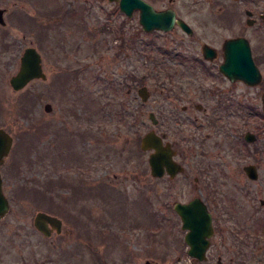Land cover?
Masks as SVG:
<instances>
[{"label": "rangeland", "instance_id": "rangeland-1", "mask_svg": "<svg viewBox=\"0 0 264 264\" xmlns=\"http://www.w3.org/2000/svg\"><path fill=\"white\" fill-rule=\"evenodd\" d=\"M205 4L191 8L198 12ZM0 7V126L13 136L3 160L10 209L0 218V264H168L165 251L182 232L173 204L197 194L219 218V230L259 232L244 245L264 247L257 87L237 83L230 90L212 65L204 63L207 72L192 58L196 40L178 29L146 32L136 13L121 14L116 0H0ZM74 11L90 13L86 26L72 18L61 22L62 13ZM240 29L237 22L235 33ZM30 45L55 49L45 53L46 78L13 89L9 77ZM217 82L236 110L220 109L213 120ZM142 86L149 92L145 100L138 94ZM152 127L166 134L185 167L175 178L150 172L148 151L139 144ZM246 129L257 135L250 144L239 136ZM249 162L257 164L256 180L242 169ZM40 210L62 219L59 234L36 228ZM260 258L258 250L243 264H263Z\"/></svg>", "mask_w": 264, "mask_h": 264}, {"label": "flooded vegetation", "instance_id": "flooded-vegetation-1", "mask_svg": "<svg viewBox=\"0 0 264 264\" xmlns=\"http://www.w3.org/2000/svg\"><path fill=\"white\" fill-rule=\"evenodd\" d=\"M204 1H207V5L205 4L201 6L198 12L192 9L194 6H197L203 3ZM148 2L151 5H153V7L157 10H165V9L173 10L175 13V20H176L173 26L169 30L153 29L150 31L157 30V31L172 33L177 29L181 30L183 34L189 36L194 41L196 40L198 43L197 46L198 49L195 53L196 55H194L192 58L195 59L199 63V66L203 67L207 72L209 70V66H206L205 64L212 65L216 69L215 70L216 74H218L216 76H221L230 83V88H229L230 90H233L234 86L237 83L246 86V88L257 87L259 89L261 112L259 113V115L257 113L256 114L260 117V119L263 122L264 121V70L262 68V65L264 64V39L260 37L261 35L264 34V0H167V3L162 7H156L154 5V2H150V1ZM120 12H122L121 14H125L126 17L128 18L132 17L133 14L136 13L138 23H140L138 9H134L131 15H127L121 9ZM62 15L63 16L61 22H66L68 18L67 21L75 20L77 23L79 22L83 26L87 25L86 23L90 21V17H91L90 13H88L87 11L85 13H80L78 11L66 12L65 14L62 13ZM70 18H72L73 20ZM178 19H181L185 23H187V25H189L190 27V31L182 28V26L177 22ZM237 22L240 23L241 29L238 33L237 32L235 33V26ZM120 25H123V22ZM197 28L202 32L199 33L197 31ZM220 28L226 29L228 31V34L223 36L219 35L217 33V30H219ZM144 31L149 32L147 30ZM237 36H243L247 39L251 51V56L253 58L254 63L257 65L259 69L260 77L259 80L254 84L245 82L241 79H230L220 70V64L224 60L225 41L229 38L237 37ZM254 37H259V40L257 42H254L253 40ZM53 46H56L57 49L61 48V50H65V44H61V45L56 44ZM37 50L40 53L42 71L45 74L46 73L45 53H47L48 51H55V49L46 50L42 47L40 50L39 49ZM21 55L22 53L20 54V56ZM19 61H20V57H19ZM86 67L87 65H84L79 70L75 69V72L80 73L82 70H85ZM45 78H46V74L45 77H39V79L42 80H44ZM214 86H215V90L213 91L214 92L216 91L215 93L216 102L211 108L214 109L211 118L213 120H218L220 118V115L217 114V111L220 109L223 110L228 109L229 111L227 113L234 114L236 109H234V99L231 97V93H229L228 95H224L228 90H225L219 84V82H217ZM245 97L246 95H244V98ZM195 106L200 110L206 111V107H203L200 103H195ZM242 106L243 108H248L249 110H253L251 106H248L245 103H243ZM182 109H187V108L184 107ZM45 110L47 109L45 108ZM48 110H51V105ZM255 111H257V108L255 109ZM158 122L159 120H157V123ZM175 122L177 121L175 120ZM177 124L181 126L183 123L181 120H178ZM263 126H264V122H263ZM247 132L254 133L253 137L255 136V139H257V135L255 132L251 131L250 129H246L243 133V136L242 134L239 135L240 137H242V139H244L243 141L245 143L250 144L251 140L246 138ZM157 133L163 136L164 141H169L164 138L166 137V134L164 132H157ZM175 153H176V149H175ZM4 163L5 162H3L0 165L1 176H2ZM246 165H252L253 167L256 168V172H257L256 177L253 178L248 174L245 168ZM242 169L244 170L246 176L249 179L251 180L258 179L259 175H258L257 164L249 162L247 164H244L242 166ZM184 171H185V167L182 170L177 171L173 175L171 173H166V174L169 175L170 178H175L176 175L183 173ZM195 180H197V178H195ZM3 185L4 183L2 177V186ZM196 198L203 201L208 211L211 213V219H212L211 224L213 228L212 232L209 235H205L206 242L204 249H202V240L198 242L199 246L197 248L199 251V248L201 246V251L203 252L202 257H199L198 255H192L190 253L191 243H189L186 240V236L189 232V228L183 226L182 217L176 212L181 222L182 232L179 233L178 242L174 240V243H172L171 240L169 243V247L165 251V259L168 260V264H243L245 261L250 260L252 256L254 257L256 255V251L258 250H261L260 260L264 264V247H250L244 245L245 243L250 244L251 240L249 239H255V235H258L259 232L257 233V232L249 231L246 235H243V232L238 233L227 230H219V226H218L219 218L216 215H213L212 210L210 209L208 203L206 202L203 196L197 194L193 197H190L188 200L181 202L187 203ZM260 202H262V199L260 200ZM47 229H49L50 234H52L53 232L59 234L62 230V219H61V226L59 231H57L56 226H53L50 223H47ZM149 263H151V261L146 260V264Z\"/></svg>", "mask_w": 264, "mask_h": 264}, {"label": "water", "instance_id": "water-1", "mask_svg": "<svg viewBox=\"0 0 264 264\" xmlns=\"http://www.w3.org/2000/svg\"><path fill=\"white\" fill-rule=\"evenodd\" d=\"M120 9L127 15H131L134 9L139 10V22L144 30L153 29L169 30L175 20L173 10H157L146 0H116ZM5 8L0 7V23L5 24ZM177 22L182 28L190 31L189 25L183 20ZM224 60L220 64V70L230 79H241L245 82L254 84L259 80L260 72L255 65L251 56V51L247 39L243 36L229 38L225 41ZM207 50V49H205ZM39 77H45L41 66V56L36 47L30 45L24 48L20 56L19 67L9 77V83L13 89H21L31 80ZM138 94L143 100L147 99L148 91L145 86L138 89ZM45 108L48 110L50 104L46 103ZM153 123L157 119L153 112L149 113ZM254 133L247 132L246 138L255 140ZM13 143V136L3 127L0 126V165L8 155ZM142 150H151L148 155L150 172L153 176L159 177L165 172L172 175L183 169V166L177 162L173 155L175 149L170 142L163 141V137L151 129L145 132L140 139ZM246 170L251 177H256V168L252 165H246ZM174 208L179 212L183 220V226L189 228L186 240L191 243L190 253L202 257L201 246L198 251L199 241L202 240V249L205 247V235H209L213 228L211 224V213L208 211L205 203L199 199H194L187 203L176 202ZM10 209V202L2 188V177L0 172V218H2ZM47 223L56 226L60 230L61 218L55 214L45 211H37L34 216L36 228L49 235Z\"/></svg>", "mask_w": 264, "mask_h": 264}]
</instances>
